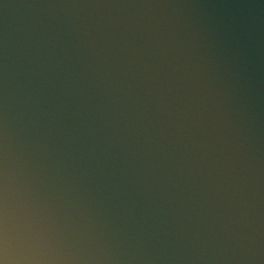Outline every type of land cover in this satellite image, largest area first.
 <instances>
[{
    "label": "clouds",
    "instance_id": "9594fccd",
    "mask_svg": "<svg viewBox=\"0 0 264 264\" xmlns=\"http://www.w3.org/2000/svg\"><path fill=\"white\" fill-rule=\"evenodd\" d=\"M0 264H264V0H0Z\"/></svg>",
    "mask_w": 264,
    "mask_h": 264
}]
</instances>
